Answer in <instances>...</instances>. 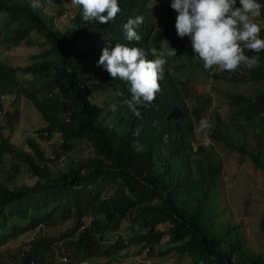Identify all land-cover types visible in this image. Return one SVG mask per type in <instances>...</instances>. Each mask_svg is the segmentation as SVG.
I'll use <instances>...</instances> for the list:
<instances>
[{"label": "trees", "instance_id": "1", "mask_svg": "<svg viewBox=\"0 0 264 264\" xmlns=\"http://www.w3.org/2000/svg\"><path fill=\"white\" fill-rule=\"evenodd\" d=\"M170 2L118 0L120 12L107 24L84 22L80 7L72 14L60 7L57 15L70 21L63 33L44 10L33 11L27 0H0V45L6 50L22 44L39 48L24 66L0 61V111L6 119L0 122V171L4 157L11 158L6 181H0V248L38 227L70 221L57 236H34L12 257L13 264H56L55 248L63 256L57 264L97 258L118 261L121 252L134 245L146 249L149 257L175 254L188 257L191 264H264V255L246 247L238 225L219 221L222 161L214 152L221 145L264 173V51L246 50L249 56H259V66L251 70L227 72L215 66L205 70L202 63L187 59L191 43L177 42L179 60L167 58L161 91L151 104L138 106L139 117L124 104L131 96L130 86L98 66L105 47L111 50L123 43L148 52L166 43L170 29L158 28L157 17ZM136 16L144 17L137 29L141 40L128 41L123 26ZM256 22L262 24L264 38V10ZM147 58L153 59L150 53ZM187 68L199 70L211 90L222 93L237 139L214 123L206 130L209 143L196 140L195 129L210 101L194 93L195 78L184 75ZM19 73L28 77V85ZM218 82L260 87L252 94L231 93L218 90ZM107 91L112 92L108 100L94 101ZM11 96L30 101L44 123L36 138L26 140L28 151L3 133L19 118L18 111H4L3 101ZM248 130L255 148L242 141L240 131ZM57 132L64 142L51 160L40 140L49 141ZM77 141L87 143L92 155L54 174L49 164L69 155ZM21 164L27 166L33 183L9 187L21 173ZM124 222L131 236L121 235ZM259 228L264 232V216ZM164 237L167 248L158 251ZM0 264L7 261L0 259Z\"/></svg>", "mask_w": 264, "mask_h": 264}, {"label": "rangeland", "instance_id": "2", "mask_svg": "<svg viewBox=\"0 0 264 264\" xmlns=\"http://www.w3.org/2000/svg\"><path fill=\"white\" fill-rule=\"evenodd\" d=\"M171 3H168L162 12L157 17L158 28L165 27L170 29V35L168 41L164 43L169 47H173L177 51L176 43L179 41L191 43L190 38L185 37L181 39L176 32L175 22L177 12L171 8ZM63 7L75 13L79 6L71 4V0H53L51 6H46L42 9L46 12V15L53 19V23L57 29L66 32L69 25V18L58 16L57 11ZM259 25H262L259 23ZM41 42L36 38V43ZM169 42V44H168ZM186 51L187 59H190L194 64H203L202 61L194 59L195 54L192 51V47H187ZM39 51L38 46L27 47L22 44L17 47H12L9 50L4 49L0 45V61L8 64L11 67L24 66L31 62L30 56ZM177 51V59L179 58ZM179 60V59H178ZM184 75H190L195 78L193 84V91L201 97L208 98L210 106L205 112L204 118H207L210 126L214 123H218L223 127L229 136L233 139H237V130H234V122L230 117V112L227 106L223 102L222 93L219 94L211 90L210 82L205 81L203 74L199 70H193L187 68ZM19 79L24 80L28 85V77L22 76L19 73ZM258 87L257 85H223L222 83H216V88L220 91H227L231 93L252 94ZM112 96L111 91L102 92L94 97V101L103 102L108 100ZM3 108L5 112L13 113L18 111L19 118L17 123L13 125L11 130H5L4 136L9 137L10 142L19 148L28 151L26 140L34 137L36 138V132L44 126L39 113L33 107V105L25 97L11 96L3 101ZM5 116H0V122H5ZM238 127V125H237ZM206 130L202 131L196 127L195 138L198 141H205L204 144L209 143L206 137ZM242 141L248 143L251 148H255V141L253 140V133L251 130L243 133L240 131ZM62 134L57 132L53 134L51 140L46 144H40L46 157H51L55 153L61 151L60 140ZM264 144V142H263ZM73 151L66 155V161L63 163H57L54 166H50L53 173L58 171H65L68 165L72 161L82 160L92 155L91 147L87 143L75 142ZM214 152L220 156L222 161V169L219 176L218 195L219 205L221 207V213L219 215V221L236 224L240 227V231L245 239V245L248 249L255 253L264 255V232L260 230L259 223L264 216V173L254 167V165L248 160L241 158L235 152L224 149L221 145H217L214 148ZM11 158L6 155L4 157V164L0 171V181L5 182L7 178V171L10 168ZM34 179L31 176L27 166L21 164V173L11 183L7 185L9 187L19 186L21 184L31 185ZM88 224V220L85 221ZM70 225V221L62 223L48 229L38 227L34 231L27 232L21 235L17 240L8 242L6 245L0 248V259L7 261V264H13V256L17 255L21 249L27 247V243L36 235L43 234L47 236H57ZM128 224L123 223L121 226V235L128 237L132 235V232L128 230ZM42 228V229H40ZM168 237H164L161 244L158 247V251H164L167 248ZM61 250L55 248L54 259L55 263L63 261V256L60 254ZM123 258L118 261H112L105 258L91 259L84 264H191L188 257H182L175 254H170L165 257L147 255V250L142 249L140 245H134L121 252Z\"/></svg>", "mask_w": 264, "mask_h": 264}, {"label": "clouds", "instance_id": "3", "mask_svg": "<svg viewBox=\"0 0 264 264\" xmlns=\"http://www.w3.org/2000/svg\"><path fill=\"white\" fill-rule=\"evenodd\" d=\"M45 3L51 5L53 0H27L33 11L44 9ZM71 4L82 9L86 23L107 24L120 12L118 0H71ZM171 8L177 12V35L181 39L190 38L194 59L202 61L205 70L215 66L220 71L236 72L259 66L258 55L246 54V50L264 51L261 26L256 22L264 10L259 0H172ZM143 22V16L127 20L123 27L128 41L141 40L137 29ZM149 53L153 59L147 58ZM174 56H177L176 49L163 43L159 49L150 47L148 52L117 43L111 50L109 47L102 50L98 66H103L113 79L130 86L131 96L124 104L139 117L138 106L154 102L161 91L159 81L164 78L167 58ZM112 110H116L115 105ZM199 127L202 131L210 127L207 118H201ZM134 147L142 151V146L134 144Z\"/></svg>", "mask_w": 264, "mask_h": 264}, {"label": "built area", "instance_id": "4", "mask_svg": "<svg viewBox=\"0 0 264 264\" xmlns=\"http://www.w3.org/2000/svg\"><path fill=\"white\" fill-rule=\"evenodd\" d=\"M2 115V111H0V116ZM63 138H61V140H60V144L62 145L63 144ZM46 143H48V141L47 140H45V139H41L40 140V144H46ZM49 159H51V160H54L55 159V157H54V155L53 156H51V157H49ZM66 161V155H62V156H60L59 157V159L56 161L57 163H63V162H65ZM48 163H50V162H48ZM54 166L53 164H49V166ZM83 227L84 226H81V228H80V230H82L83 229ZM110 238H111V240H113V239H116L117 238V234H115V235H113V236H110ZM85 262H82V263H80V264H84Z\"/></svg>", "mask_w": 264, "mask_h": 264}]
</instances>
